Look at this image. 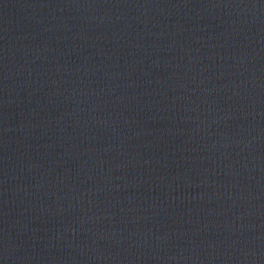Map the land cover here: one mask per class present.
<instances>
[{
  "label": "water",
  "instance_id": "1",
  "mask_svg": "<svg viewBox=\"0 0 264 264\" xmlns=\"http://www.w3.org/2000/svg\"><path fill=\"white\" fill-rule=\"evenodd\" d=\"M0 264H264V0H0Z\"/></svg>",
  "mask_w": 264,
  "mask_h": 264
}]
</instances>
